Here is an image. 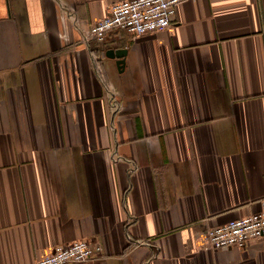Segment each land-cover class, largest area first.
I'll return each instance as SVG.
<instances>
[{"label":"crops","instance_id":"obj_1","mask_svg":"<svg viewBox=\"0 0 264 264\" xmlns=\"http://www.w3.org/2000/svg\"><path fill=\"white\" fill-rule=\"evenodd\" d=\"M119 1L0 0V264L76 240L84 264H264V239L200 246L264 198V0L94 43Z\"/></svg>","mask_w":264,"mask_h":264},{"label":"built area","instance_id":"obj_2","mask_svg":"<svg viewBox=\"0 0 264 264\" xmlns=\"http://www.w3.org/2000/svg\"><path fill=\"white\" fill-rule=\"evenodd\" d=\"M188 0H122L110 6L107 15L90 25L89 35L94 43L103 44L111 31L120 30L141 36L168 30L179 5ZM259 209L201 234L206 250L245 249L251 242L264 239V198ZM101 246L89 240H76L53 247L34 264H84L96 259Z\"/></svg>","mask_w":264,"mask_h":264},{"label":"water","instance_id":"obj_3","mask_svg":"<svg viewBox=\"0 0 264 264\" xmlns=\"http://www.w3.org/2000/svg\"><path fill=\"white\" fill-rule=\"evenodd\" d=\"M125 53V49H117V50H113V49H109L107 50L105 55H109V57L113 58L116 57L117 61H116V65L118 67H122L123 66V54Z\"/></svg>","mask_w":264,"mask_h":264}]
</instances>
